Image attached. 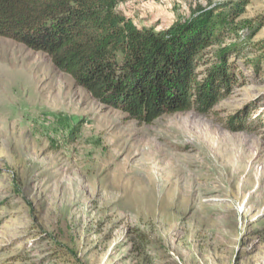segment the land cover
Masks as SVG:
<instances>
[{"label": "rangeland", "instance_id": "374dc122", "mask_svg": "<svg viewBox=\"0 0 264 264\" xmlns=\"http://www.w3.org/2000/svg\"><path fill=\"white\" fill-rule=\"evenodd\" d=\"M222 1L118 8L161 29ZM243 18L263 24L224 40L239 83L151 124L0 37V264H264V0Z\"/></svg>", "mask_w": 264, "mask_h": 264}, {"label": "trees", "instance_id": "16d2710c", "mask_svg": "<svg viewBox=\"0 0 264 264\" xmlns=\"http://www.w3.org/2000/svg\"><path fill=\"white\" fill-rule=\"evenodd\" d=\"M126 1L0 0V37L45 54L99 104L143 124L208 112L239 83L238 45L223 44L241 28L254 35L262 26L243 18L251 0L197 5L161 29L135 24L118 8Z\"/></svg>", "mask_w": 264, "mask_h": 264}, {"label": "crops", "instance_id": "0c3cea01", "mask_svg": "<svg viewBox=\"0 0 264 264\" xmlns=\"http://www.w3.org/2000/svg\"><path fill=\"white\" fill-rule=\"evenodd\" d=\"M134 22V21H133ZM135 23V22H134Z\"/></svg>", "mask_w": 264, "mask_h": 264}]
</instances>
